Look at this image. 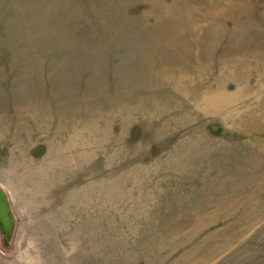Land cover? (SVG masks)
Wrapping results in <instances>:
<instances>
[{"label":"rangeland","instance_id":"rangeland-1","mask_svg":"<svg viewBox=\"0 0 264 264\" xmlns=\"http://www.w3.org/2000/svg\"><path fill=\"white\" fill-rule=\"evenodd\" d=\"M0 264H264V0H0Z\"/></svg>","mask_w":264,"mask_h":264},{"label":"water","instance_id":"water-1","mask_svg":"<svg viewBox=\"0 0 264 264\" xmlns=\"http://www.w3.org/2000/svg\"><path fill=\"white\" fill-rule=\"evenodd\" d=\"M15 216L12 214V207L6 190L0 185V227L3 233V240L7 242L14 231Z\"/></svg>","mask_w":264,"mask_h":264}]
</instances>
